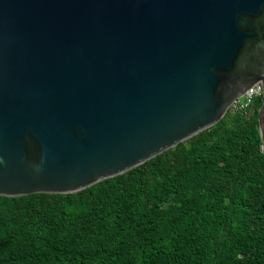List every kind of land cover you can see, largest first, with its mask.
<instances>
[{
	"label": "water",
	"instance_id": "water-1",
	"mask_svg": "<svg viewBox=\"0 0 264 264\" xmlns=\"http://www.w3.org/2000/svg\"><path fill=\"white\" fill-rule=\"evenodd\" d=\"M259 82L264 142V0H0V196L123 175Z\"/></svg>",
	"mask_w": 264,
	"mask_h": 264
},
{
	"label": "trees",
	"instance_id": "trees-1",
	"mask_svg": "<svg viewBox=\"0 0 264 264\" xmlns=\"http://www.w3.org/2000/svg\"><path fill=\"white\" fill-rule=\"evenodd\" d=\"M261 106L78 193L0 196V264H264Z\"/></svg>",
	"mask_w": 264,
	"mask_h": 264
},
{
	"label": "built area",
	"instance_id": "built-area-1",
	"mask_svg": "<svg viewBox=\"0 0 264 264\" xmlns=\"http://www.w3.org/2000/svg\"><path fill=\"white\" fill-rule=\"evenodd\" d=\"M263 97V85L257 83L252 86L241 98H239L231 107L232 112H243L247 115L255 101Z\"/></svg>",
	"mask_w": 264,
	"mask_h": 264
}]
</instances>
